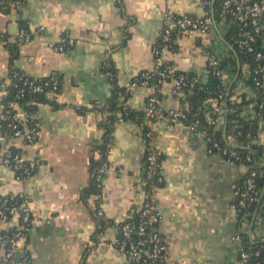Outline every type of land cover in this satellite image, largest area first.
<instances>
[{
    "label": "crops",
    "instance_id": "crops-1",
    "mask_svg": "<svg viewBox=\"0 0 264 264\" xmlns=\"http://www.w3.org/2000/svg\"><path fill=\"white\" fill-rule=\"evenodd\" d=\"M171 9L199 15L204 5L201 0H21L8 11L0 7V29L14 32L23 18L32 30V38L18 44L14 52L0 41V79L8 81L12 61L30 76H54L60 82L58 91L49 92L46 101L30 110L31 119L40 123L36 140L27 143L16 137L12 141L27 160H39L36 171L17 178L12 168L0 167V191H23L31 202L34 221L22 242L32 264H131L111 239L119 234L118 225L130 204H141L144 198L139 177L145 141L138 122L115 124L109 167L102 180V215L94 207V194L85 193L92 182L93 164L102 157L100 146L106 135L102 119L110 102L116 99L145 110L148 96L156 92L151 86L131 87L128 82L154 68L153 46ZM225 32L219 22L210 39L195 32L181 33L176 49H163L164 60L213 82L209 54L226 59L233 52ZM66 33L75 43L56 50L53 44ZM225 67L230 86L242 66L239 62L236 69L228 61ZM172 87L168 80L160 89L162 107L187 109L184 92L176 93ZM235 88L237 94H255L239 78ZM206 104L213 102L209 99ZM20 111L28 118L24 108ZM248 119L258 123L252 130L264 141V122ZM219 126L224 137L239 143L228 133L225 118ZM151 127L162 155L158 231L168 256L186 264H239L246 241L264 240L262 210L258 207L242 217L238 213L236 189L244 182L247 164L208 152L205 136L183 120L155 121ZM8 226L0 222V230Z\"/></svg>",
    "mask_w": 264,
    "mask_h": 264
},
{
    "label": "built area",
    "instance_id": "built-area-1",
    "mask_svg": "<svg viewBox=\"0 0 264 264\" xmlns=\"http://www.w3.org/2000/svg\"><path fill=\"white\" fill-rule=\"evenodd\" d=\"M203 5L212 4V0H201ZM214 1V0H213ZM21 0H5L0 1L1 8L10 9L14 5H18ZM224 13L220 23L224 24L226 30L234 23L239 24L238 37L236 42L240 48H244L249 43L257 40L259 34H264V0H223ZM218 24L217 19L210 9H205L202 14L195 15L190 13H178L175 10H168L164 19V27L153 46L156 64L152 69H146L142 77L131 78L128 85L131 87L151 86L156 92L150 94L147 99V107L143 120L138 122L141 125L149 127L146 132L148 138L144 139V152L142 167L140 170L139 183L144 191V198L141 204H130L128 214L118 227L119 234L111 239V242L117 249L125 253L131 264H186L184 260L176 261L171 259L167 254L166 244L163 236L155 228L154 223L160 219V212L157 209V190L160 185L157 182L163 181L161 174L160 151L154 143V130L152 123L160 120H169L172 123H178L187 117L186 109H164L160 104V97L157 92L160 91L167 78L172 82L174 92H180L183 85L195 84L200 77L196 73H179L176 74V67L168 64L164 68L159 65L164 62L163 49L161 43L167 45L172 44V36L177 33L195 32L210 39L208 35ZM17 44H22L32 38V33L24 28H17L12 35ZM0 41L4 40L0 36ZM75 38L67 33L62 35L58 43L53 44L56 50L64 51L68 45H73ZM8 47V44H5ZM166 48V47H165ZM222 58L217 53H210L208 57V68L213 76L221 80L224 87L215 97H210L204 101V106L200 110L205 112L208 122L216 123V127L221 118L226 119L229 106L225 96L229 91V84L226 77V67L221 64ZM255 61L258 64L254 68L253 80L256 87L260 88L262 94L255 100L254 96L251 103L247 105L246 111L250 118H256L257 121L264 122V49L255 53ZM244 77H250L252 73L249 63H245ZM110 74H113L109 70ZM26 75V74H25ZM26 77L24 84L34 91H45L50 87L48 92H56L59 89L57 80L38 83L29 80ZM10 79V78H9ZM156 79V81H155ZM15 85H19L15 82ZM26 87L19 88V95H23ZM227 90V91H226ZM8 82L3 81L0 85V167L8 166L12 168L17 178H24L33 174L39 166V160H27L21 149L13 144V140L17 137L23 138L27 143H33L36 140L40 129V123L31 119V112L24 108L23 104L15 100L5 102L4 98L8 94ZM227 94V95H226ZM211 99L213 104L207 105V100ZM232 99H240L237 95H232ZM33 102V101H31ZM25 109L28 118L21 116L20 109ZM217 115V118L214 116ZM251 115V116H250ZM139 120V117H136ZM2 121H6V127L2 128ZM118 121H125L121 115ZM137 122V121H136ZM202 118L197 116L196 120L190 124L195 133L203 134L208 145V152H218L227 155L231 161H238L240 158L236 149L238 144L231 142L226 138L227 143L223 145L212 136L208 135L206 129L200 127ZM220 128V126H219ZM18 148V149H15ZM247 159H251L250 155ZM264 162L257 160L256 164L247 165V173L244 183L236 189L237 207L238 209L246 208L251 203H255L260 199L261 189L258 186L257 178L264 175L262 166ZM108 161L103 162L95 170V177L98 186L102 188V180L104 173L108 169ZM157 176V177H156ZM1 190V182H0ZM94 207L99 215L103 214L101 205V191L94 193ZM139 211L138 221L136 218ZM34 217L30 200L23 191L14 193H3L0 191V222L9 223V226L0 230V264H32L31 253L23 244V240L28 236L33 225ZM238 238L240 235H237ZM251 251L245 244L242 245L239 255V264H258V262H249ZM256 253H259L256 251Z\"/></svg>",
    "mask_w": 264,
    "mask_h": 264
},
{
    "label": "trees",
    "instance_id": "trees-1",
    "mask_svg": "<svg viewBox=\"0 0 264 264\" xmlns=\"http://www.w3.org/2000/svg\"><path fill=\"white\" fill-rule=\"evenodd\" d=\"M1 1V0H0ZM6 2L8 0H5ZM205 9H210L213 11L217 22L219 23L221 20L222 14H225L224 8H223V0H212L211 3L204 4ZM4 10L8 11L9 9L3 8ZM238 27L239 24L234 23L231 26H229L225 32V39L226 41L232 46L233 52L229 58L222 59L221 64L225 67V65L228 63V61H232L235 63L236 69L238 68V63L240 62V65L242 66V69L240 68V73L238 74V77L236 80H234L231 85L229 86V93L227 95L226 101L227 105L229 106V111L226 114V124H227V131L228 133H231L236 139H238V146L236 147L240 158L237 159L239 162H243L245 164H256L257 160H262L264 162V141H260L258 132H254L251 128V122L249 117L246 116L244 113L247 105L251 103L252 98H248V95L245 93H236L235 88V82L239 78V80H245V82L253 88V91L256 93L253 100L257 99L261 94L262 91L260 88L256 87L255 81L253 80L252 76L254 73V68L258 64L257 61H255V53L258 50L264 49V34H259L256 41L249 43L244 48H240L238 45V42H236V39L238 37ZM18 28H24L30 33H32V30L28 23L23 19H18ZM181 34V33H179ZM175 33L172 36V44L167 45L166 43H161L160 47L162 48H169L170 50L176 49L177 47V35ZM13 35V32L9 30H2L0 29V36L4 40V44H8V48L11 52H14L17 49V42L11 40ZM245 63H249L250 65V72L252 75L250 77L246 78L244 77V65ZM172 64L171 62L165 61L161 63L159 66L164 68L166 65ZM146 70L141 71L139 74L135 75L133 78L138 77L141 78L143 72ZM176 74L179 73H195L194 71H186L181 69H175ZM26 74V75H25ZM212 74V73H211ZM29 76V80H34L38 83H45L46 81H53L57 80L58 84L60 86V82L58 78H55L54 76H30L21 69L20 67L16 66L12 61L10 62V67L8 70V81L4 78L0 79V85L3 81L8 82V88L9 92L5 96L4 101L9 102L11 100H15L20 104L24 105V108L27 110H34L37 108V105L39 102H44L48 99L47 94L49 93V88H47L45 91H34L29 87V84H24L26 81V77ZM10 78V79H9ZM213 82H205L203 80H198L195 84L190 85L186 84L182 86V89L180 92H184L185 98L188 101L189 107L186 109L187 117L183 119V121L187 122L188 124H192L193 121L196 120L197 116H200L202 118V122L200 123V127L203 129H206V132L208 135L212 136L214 139L218 140L220 143L225 145L227 143L224 132L221 128L216 127V123H210L207 121L205 117V112L203 110H200L201 106H204V101L210 97H215L218 92L224 87L221 80L214 76ZM170 80V78H167L166 81ZM156 81V79H155ZM15 82L19 85H15ZM21 86L26 87L23 95H19V88ZM227 91V90H226ZM177 92V93H180ZM159 92H157L158 94ZM237 94V96L240 98L238 100L232 99V95ZM33 101V102H31ZM108 111L105 112L104 118L102 119V125L106 129V135L102 142V145L100 146V151L102 153V157L94 162L93 164V177L92 182L89 185L88 189L86 190V196L92 195L94 193H97L101 191L100 187L98 186V181L95 177V170L96 168L101 165L103 162L108 161V149L109 145L111 143V137L114 131L115 124L118 121L119 116H123L125 121H137L140 122V120L144 118L145 110H135L130 105H128L126 102L122 103L119 101H116V99L112 100L110 102V105L108 107ZM105 111V109H104ZM103 111V112H104ZM139 117V120L136 118ZM217 118V115L214 116ZM2 128L6 127V121H2ZM149 127L147 125L142 126V135L144 139H147L146 132L148 131ZM18 149V148H15ZM250 155L251 159H247V156ZM161 153L159 155V158L161 159ZM264 169V165L262 166ZM157 177V176H156ZM164 179V178H163ZM163 181L157 182L158 185H161ZM244 183V182H243ZM242 183V184H243ZM257 183L259 188L261 189L260 193V199L259 201L255 203H251L246 208H241L238 210V213L242 216L246 212H253L256 208L259 207V209L262 210V215L264 219V175H260L257 178ZM240 184L239 186H241ZM138 215L139 211H137L136 218L133 219L135 221H138ZM245 246L248 247V249L251 251L250 257L248 259L249 262H258V264H264V240L259 241H246ZM258 251L259 253H256ZM155 264V263H150Z\"/></svg>",
    "mask_w": 264,
    "mask_h": 264
},
{
    "label": "water",
    "instance_id": "water-1",
    "mask_svg": "<svg viewBox=\"0 0 264 264\" xmlns=\"http://www.w3.org/2000/svg\"><path fill=\"white\" fill-rule=\"evenodd\" d=\"M257 126H258V123L257 122H252L251 123V128L254 130V131H256L257 130ZM226 129V128H225ZM160 160V159H159ZM158 224H159V222H155L154 223V226H155V228L158 230Z\"/></svg>",
    "mask_w": 264,
    "mask_h": 264
}]
</instances>
